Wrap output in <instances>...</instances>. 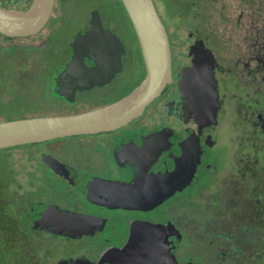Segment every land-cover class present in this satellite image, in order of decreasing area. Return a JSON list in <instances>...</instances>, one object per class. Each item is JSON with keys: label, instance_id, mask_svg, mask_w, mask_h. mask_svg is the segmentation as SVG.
Returning a JSON list of instances; mask_svg holds the SVG:
<instances>
[{"label": "flooded vegetation", "instance_id": "af4514ba", "mask_svg": "<svg viewBox=\"0 0 264 264\" xmlns=\"http://www.w3.org/2000/svg\"><path fill=\"white\" fill-rule=\"evenodd\" d=\"M154 1L172 77L140 115L0 148V264H264V0H233L237 16L175 0L187 26ZM59 2L39 32H0V122L95 110L147 77L123 2L118 23L86 6L61 45ZM93 11L103 33L75 45Z\"/></svg>", "mask_w": 264, "mask_h": 264}, {"label": "water", "instance_id": "95a60500", "mask_svg": "<svg viewBox=\"0 0 264 264\" xmlns=\"http://www.w3.org/2000/svg\"><path fill=\"white\" fill-rule=\"evenodd\" d=\"M56 0H33L26 8L0 4V32L8 36H27L39 32L48 22ZM137 33L147 68L145 81L123 99L95 110L73 115L22 118L0 122V148L41 141L79 132H94L122 125L140 115L158 96L172 77L170 41L154 0H121ZM91 28L76 37L85 46L103 33L98 11H93ZM106 30V29H105ZM109 46L121 45L111 34ZM108 39H111L108 37ZM73 58L72 61H75Z\"/></svg>", "mask_w": 264, "mask_h": 264}, {"label": "rangeland", "instance_id": "374dc122", "mask_svg": "<svg viewBox=\"0 0 264 264\" xmlns=\"http://www.w3.org/2000/svg\"><path fill=\"white\" fill-rule=\"evenodd\" d=\"M64 0V3L59 2L62 5V9L58 11V13L61 14H70L69 21L66 22L65 27L62 28V31H58L55 35V37L58 38V44H62V40L64 37H66L65 43L67 42V38L71 35L73 32L72 29V23L73 22H82L83 21V15L86 12L87 8L90 7L88 5H94V7H97L101 12L105 11L107 13V16L110 21H113L114 23H118L117 16L120 14L124 13V10L121 9L117 2L118 0ZM161 1V0H159ZM165 2L168 3V12L172 14L182 16L180 18V23L183 24L184 26L188 25H193V21L190 19H186L184 15L180 14L176 9L178 8L177 3L175 0H164ZM207 1H212V11L215 14L218 13H226L229 14V16H237L239 14V11L236 9L234 6L233 0H207ZM119 2V1H118ZM232 2V4H231ZM76 3H84L85 6L80 7L79 5H76ZM86 6H88L86 8ZM159 9H161V13L163 14L164 19L169 23L176 24L173 18L170 17V14L165 10L163 6L159 4ZM120 13V14H119ZM262 14H264V11H262ZM47 36L45 35L44 41L46 40ZM56 45V46H59ZM2 114H7L8 109H5L4 111H0ZM200 183V182H198ZM110 230L108 231V234H110Z\"/></svg>", "mask_w": 264, "mask_h": 264}, {"label": "trees", "instance_id": "16d2710c", "mask_svg": "<svg viewBox=\"0 0 264 264\" xmlns=\"http://www.w3.org/2000/svg\"><path fill=\"white\" fill-rule=\"evenodd\" d=\"M121 4H122V1L121 0H118ZM197 2V1H196ZM200 3V1H198V4ZM122 7H123V5H122ZM123 9H124V12L126 13V10H125V8L123 7ZM126 15H127V13H126Z\"/></svg>", "mask_w": 264, "mask_h": 264}]
</instances>
